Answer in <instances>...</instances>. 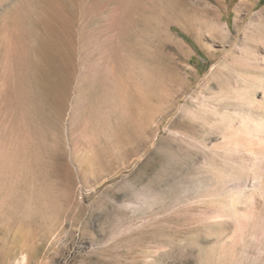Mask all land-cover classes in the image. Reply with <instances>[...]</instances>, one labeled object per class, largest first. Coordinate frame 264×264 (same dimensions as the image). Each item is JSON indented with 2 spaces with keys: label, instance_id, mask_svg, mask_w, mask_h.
<instances>
[{
  "label": "rangeland",
  "instance_id": "obj_1",
  "mask_svg": "<svg viewBox=\"0 0 264 264\" xmlns=\"http://www.w3.org/2000/svg\"><path fill=\"white\" fill-rule=\"evenodd\" d=\"M0 264H264V0H0Z\"/></svg>",
  "mask_w": 264,
  "mask_h": 264
},
{
  "label": "bare ground",
  "instance_id": "obj_2",
  "mask_svg": "<svg viewBox=\"0 0 264 264\" xmlns=\"http://www.w3.org/2000/svg\"><path fill=\"white\" fill-rule=\"evenodd\" d=\"M248 1H250V0H241V7L242 8H244L245 9V11H247V12H250L255 6H256V4L258 3V1L259 0H257V1H255V3H252L251 4V2L249 3ZM247 2L249 3V4H251V5H248L247 4ZM240 6V5H239ZM239 9H241V8H239ZM243 11V10H242ZM240 18V17H239ZM110 67H111V55L110 54H107V53H105L104 54V59H103V61H102V64H101V66H100V68L99 69H106V70H109L110 69ZM247 68V67H246ZM105 71V70H104ZM246 72H250L251 74L253 73V74H255V72L254 71H252V70H246ZM249 74V73H248ZM259 74V73H258ZM257 74V75H258ZM250 76V75H249ZM253 77H257V76H253ZM253 77H246V83H250V81L251 82H253L254 81V79L255 78H253ZM262 78V77H261ZM79 114H81V113H79Z\"/></svg>",
  "mask_w": 264,
  "mask_h": 264
}]
</instances>
